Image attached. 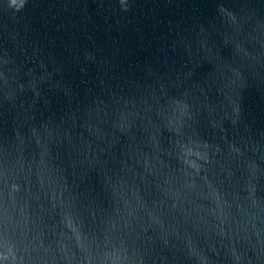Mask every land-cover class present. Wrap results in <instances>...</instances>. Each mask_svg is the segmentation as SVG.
I'll list each match as a JSON object with an SVG mask.
<instances>
[{"label":"water","instance_id":"95a60500","mask_svg":"<svg viewBox=\"0 0 264 264\" xmlns=\"http://www.w3.org/2000/svg\"><path fill=\"white\" fill-rule=\"evenodd\" d=\"M0 264H264V0H0Z\"/></svg>","mask_w":264,"mask_h":264}]
</instances>
